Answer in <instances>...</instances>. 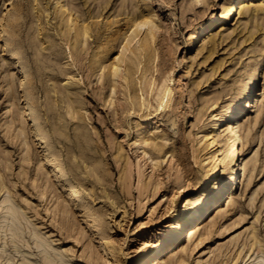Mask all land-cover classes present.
Segmentation results:
<instances>
[{
  "label": "rangeland",
  "instance_id": "1",
  "mask_svg": "<svg viewBox=\"0 0 264 264\" xmlns=\"http://www.w3.org/2000/svg\"><path fill=\"white\" fill-rule=\"evenodd\" d=\"M227 1L0 0V220L6 201L15 217L0 225V264H131L145 249L158 264L264 257V0L241 1L201 32ZM141 14L153 35L140 46L141 30L114 76L108 66ZM163 81L172 93L158 108ZM240 100L239 160L254 163L191 239L185 225L164 242L182 199L224 181L229 166L201 187L220 144L205 134ZM219 121L226 133L230 119Z\"/></svg>",
  "mask_w": 264,
  "mask_h": 264
},
{
  "label": "bare ground",
  "instance_id": "2",
  "mask_svg": "<svg viewBox=\"0 0 264 264\" xmlns=\"http://www.w3.org/2000/svg\"><path fill=\"white\" fill-rule=\"evenodd\" d=\"M244 0H229L225 4L223 11L219 15L212 16L205 22L200 25V31L203 32L208 28L217 27L218 24L223 22L230 21L234 14L237 12V7H239V3ZM154 26V21L151 16L148 14H141L140 16L134 17L131 19L129 29L130 32L126 34V40L122 43L120 53L115 55L114 59L110 63L109 70L115 76L120 71V66L122 65L123 60L126 58V51L129 50L131 53H135L134 49L129 48L130 42L141 32L143 29V33L145 30L149 31L150 34L153 35L151 28ZM146 31V32H147ZM144 34L143 43H139V45H145L147 40V33ZM135 56V54H134ZM130 60H134L132 56H129ZM154 85V84H153ZM252 85L248 86V91H251ZM172 90L166 81H163L161 85L156 90V101L157 107L163 108L167 105V102L171 98ZM143 103V101H142ZM247 106V100H240L235 102L233 106H231L229 110L222 112L220 115H215L212 120V124L209 125L208 132L205 134V142L206 145H217L213 149V153L210 156L213 161V166L210 174L203 179L202 186L204 187L207 182V177L211 180H215L219 176V172L224 173V168L229 166V171L225 175L224 181L217 182L214 184L213 191L209 194L205 192L196 193L192 196H186L182 199L180 207L176 211L173 212L174 219L170 223L167 224L168 231L164 237V242L172 243L176 240L177 237L183 235V227L185 225L188 226L186 233H188L187 238L191 239L197 231L202 229L201 222H199L200 218L209 210V207L216 202L220 201L223 198V194L225 193L228 185H233L235 188L236 184L239 183L238 174L241 171H245L247 164L254 163L253 158L245 160L242 157L239 160V144L241 143L242 134H241V120H232L236 114L241 113L243 107ZM220 117V119H218ZM229 120V125L226 128V133L219 132V125H223L219 120ZM225 123V122H224ZM217 127V128H215ZM218 129V130H217ZM220 135H223L222 138H219ZM34 137L38 141L46 142L45 135L39 130L34 129ZM49 156H52L49 154ZM47 158V155H46ZM48 162H50L55 169V171L64 176L65 172L60 166V164L56 163L54 159L48 158ZM251 164V165H252ZM69 189L71 191L76 190V186L73 183H68ZM78 190V189H77ZM182 191L185 190L184 187L181 188ZM233 191V190H232ZM4 206V214L1 217L0 225H7L9 228L14 227L15 225V217L12 210V204L8 201L3 202ZM198 220V222H196ZM195 222V223H194ZM18 227V226H17ZM102 243L104 244V248L107 250V239L101 238ZM39 245V244H37ZM172 251V250H171ZM151 255L154 256L151 258ZM159 258L155 256V254H151V250H137L134 253L131 264H158ZM180 263V262H179ZM162 264H173L171 261L167 260ZM175 264V263H174ZM251 264H264V257L257 256L254 258Z\"/></svg>",
  "mask_w": 264,
  "mask_h": 264
}]
</instances>
